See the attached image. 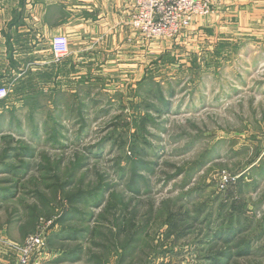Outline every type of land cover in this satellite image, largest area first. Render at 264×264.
Masks as SVG:
<instances>
[{"label": "rangeland", "instance_id": "1", "mask_svg": "<svg viewBox=\"0 0 264 264\" xmlns=\"http://www.w3.org/2000/svg\"><path fill=\"white\" fill-rule=\"evenodd\" d=\"M217 3L149 41L142 82L66 97L41 64L2 101L0 264L45 222L41 264H264V18L214 33Z\"/></svg>", "mask_w": 264, "mask_h": 264}, {"label": "crops", "instance_id": "2", "mask_svg": "<svg viewBox=\"0 0 264 264\" xmlns=\"http://www.w3.org/2000/svg\"><path fill=\"white\" fill-rule=\"evenodd\" d=\"M132 2L0 0V84L11 86L6 101L15 104L20 98L34 96L44 78L39 74L43 72L39 71L41 64L46 67V91L50 90L48 82L55 78L51 75L59 71L66 97L82 94L88 79L110 92L123 86L120 81L142 82L151 41H141L128 26ZM215 7L214 33L225 28L227 35L243 37L245 30L254 27L255 19L264 18V0H219ZM54 34L68 38L69 53L59 63L50 60L48 39ZM83 81L86 84L82 85ZM3 102L0 109L7 107L1 105Z\"/></svg>", "mask_w": 264, "mask_h": 264}, {"label": "built area", "instance_id": "3", "mask_svg": "<svg viewBox=\"0 0 264 264\" xmlns=\"http://www.w3.org/2000/svg\"><path fill=\"white\" fill-rule=\"evenodd\" d=\"M128 26L141 41L174 38L194 16L212 13L211 0H133ZM50 60L59 63L69 53L66 35H54L48 40ZM11 92L10 85H0V102ZM50 222L39 226L33 234L18 246L17 264H41L37 255H41L45 245V231ZM31 257L35 258L31 262Z\"/></svg>", "mask_w": 264, "mask_h": 264}]
</instances>
